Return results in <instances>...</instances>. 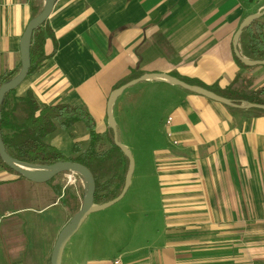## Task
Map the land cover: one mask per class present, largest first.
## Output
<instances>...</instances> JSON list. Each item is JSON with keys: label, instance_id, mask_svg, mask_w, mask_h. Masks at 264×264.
<instances>
[{"label": "crops", "instance_id": "1", "mask_svg": "<svg viewBox=\"0 0 264 264\" xmlns=\"http://www.w3.org/2000/svg\"><path fill=\"white\" fill-rule=\"evenodd\" d=\"M43 6L44 0H0V75L20 69V39ZM260 12L264 0H56L46 20L53 33L44 44L48 58L13 96L30 90L40 105L84 107L104 134L108 98L132 71L176 74L220 91L240 76L250 89L264 88V66H239L233 48L237 31ZM259 20L264 23V14ZM238 48L241 53L239 39ZM152 89L164 98L167 113L149 130L135 121ZM127 90L112 113L117 105L126 112L125 98L135 95V127L153 137L164 242L110 261L96 257L93 244L74 252L68 241L61 264H264V113L229 109L162 81ZM61 133L46 140L59 151ZM57 176L40 185L0 164V264H25L24 258L48 264L70 214L62 198L68 193L80 207L83 191L81 182L75 191L58 185ZM26 184L41 186L47 201L22 204ZM52 210L60 218L49 216V227L40 217Z\"/></svg>", "mask_w": 264, "mask_h": 264}, {"label": "trees", "instance_id": "2", "mask_svg": "<svg viewBox=\"0 0 264 264\" xmlns=\"http://www.w3.org/2000/svg\"><path fill=\"white\" fill-rule=\"evenodd\" d=\"M37 14L38 10L35 11L33 18ZM47 38H53V33L45 21L31 37L28 75L36 72L46 62L48 56L44 53V44ZM239 41L242 56L251 61L264 60V23L259 19L243 29ZM235 60L239 66L247 67L237 58ZM17 72L14 70L0 75V86L12 79ZM140 76V73L132 71L127 78L117 84L116 89ZM171 76L186 84L211 91L236 105L241 103L264 105V88L252 90L250 89L251 82L241 79L240 76L224 91L215 87H206L197 81L176 74ZM13 95L14 91L6 94L0 105L2 141L6 152L12 158L36 165H51L65 161L83 165L91 172L95 181L94 205L107 203L120 194L129 162L114 144L110 127L104 134H100L96 129L94 119L84 107L69 104L40 105L30 90L22 97ZM231 109L234 110V108ZM251 111L264 113L263 110L257 109H251ZM79 123L88 133L86 142L77 141L74 127ZM56 131L66 133L70 139L75 141L68 156L46 142L47 138ZM104 144H107L108 148L103 149ZM0 164L8 168L1 161ZM81 196H83V191ZM62 199L68 206L70 215L73 216L79 209L76 198L66 193Z\"/></svg>", "mask_w": 264, "mask_h": 264}, {"label": "rangeland", "instance_id": "3", "mask_svg": "<svg viewBox=\"0 0 264 264\" xmlns=\"http://www.w3.org/2000/svg\"><path fill=\"white\" fill-rule=\"evenodd\" d=\"M159 96L156 90H149L148 95L144 98L146 103L139 108V118L141 116V119L137 120V124H142L150 130L154 126V122H158L159 116H165L167 111L164 107V98ZM134 97L135 95L132 94L125 98L126 103H128L126 112L120 114L117 105L116 109L114 108V113H112L118 141L130 150L135 164L130 186L120 201L105 210L87 216L78 232L68 242V247H71L74 252L84 247H92L93 244L100 253L96 257L104 255L107 260L113 261L114 259L121 260V258L127 256L132 257L141 252H149L154 250L153 247L155 245L160 247L164 242L163 224L159 214L158 184L152 165L153 152L149 146L153 137L148 136L144 132L145 129L135 127V109L134 104L131 102ZM117 99L119 101L121 96H118ZM144 115L148 116V118L142 119ZM138 127L140 126L138 125ZM74 132L76 133L77 141H87L88 133L81 123L75 125ZM61 134V151L67 156L70 154L75 141L70 139L66 133ZM105 148H108L107 144L103 145V149ZM56 181L58 185L64 188L68 187L70 191H75L76 186L81 182L79 178H76L71 173L57 176ZM24 186L25 184H23ZM39 187L35 188L26 184V188L22 192L24 198L22 204L26 203L29 206H36V201H38L37 205L41 206L45 203L47 198L44 195L43 188ZM22 188L17 187L16 189L22 191ZM36 196L37 199L35 198ZM26 215L32 218V214ZM26 215L24 217H27ZM52 215L53 210L42 215L40 219H45L47 226L50 227L52 217L60 218L59 211ZM49 216H52L50 221L47 220ZM71 217L66 212L63 226L67 224ZM25 231L28 233L30 227H25ZM40 238H42V234ZM28 239L29 235H27V241ZM2 257L5 260L4 254ZM36 260L37 258L34 257L33 261L35 262ZM24 263L28 264L25 258Z\"/></svg>", "mask_w": 264, "mask_h": 264}, {"label": "water", "instance_id": "4", "mask_svg": "<svg viewBox=\"0 0 264 264\" xmlns=\"http://www.w3.org/2000/svg\"><path fill=\"white\" fill-rule=\"evenodd\" d=\"M55 2L56 0H44V6L41 9V11L34 18H32L26 25L19 43L20 69L12 79H10L9 81H7L6 83L0 86V105L3 101L4 96L9 92L14 91L28 76V72L30 68L29 48H30L32 34L39 26H41L48 19ZM263 14L264 12H260L254 14L253 16H250L237 31L233 40V48L236 58L243 65L247 67L264 66V60L251 61L243 57L238 48V39L243 29L249 26L250 24H252L255 20H258ZM150 80L168 82L169 84L177 86L185 91L202 96L212 102H216L218 104L225 105L228 107L240 108V109L242 108L257 109L264 111V105L251 104V103H241L239 105H236L232 103L230 100L220 97L211 91L205 90L199 86L186 84L178 80L177 78H174L166 74H144L138 77L137 79H133L128 83L120 86L119 88L112 91V93L108 98L107 111H106L107 123L113 132L114 144L127 157L129 164H128L127 174L124 180V185L120 194L115 199L101 205H94L95 181L91 172L86 167H84L79 163H73L69 161L57 162L51 165H36V164H29L18 161L12 158L6 152L5 146L2 141V134L0 129V161L5 166H7L11 171L20 175L24 179L37 184L46 183L57 175L69 172L74 176H76L77 178H79L83 185V197H82L81 205L78 211L71 217V219L59 232L51 251L49 264H61L62 252L66 243L75 234V232L78 230V228L80 227V225L88 215L111 207L125 196L131 183V178L134 172L135 164L130 150L118 141L117 133H116V125L112 115V107L116 98L120 96L125 90H127L130 87H133L134 85L140 82L150 81ZM0 119H1V114H0Z\"/></svg>", "mask_w": 264, "mask_h": 264}, {"label": "built area", "instance_id": "5", "mask_svg": "<svg viewBox=\"0 0 264 264\" xmlns=\"http://www.w3.org/2000/svg\"><path fill=\"white\" fill-rule=\"evenodd\" d=\"M74 176V175H73ZM73 178V177H72ZM114 264H118V262L117 261H115V263Z\"/></svg>", "mask_w": 264, "mask_h": 264}, {"label": "bare ground", "instance_id": "6", "mask_svg": "<svg viewBox=\"0 0 264 264\" xmlns=\"http://www.w3.org/2000/svg\"><path fill=\"white\" fill-rule=\"evenodd\" d=\"M166 83H168V82H166Z\"/></svg>", "mask_w": 264, "mask_h": 264}]
</instances>
